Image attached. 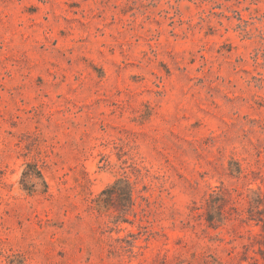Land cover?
<instances>
[{"label": "rangeland", "instance_id": "374dc122", "mask_svg": "<svg viewBox=\"0 0 264 264\" xmlns=\"http://www.w3.org/2000/svg\"><path fill=\"white\" fill-rule=\"evenodd\" d=\"M255 194L264 0H0V264H264Z\"/></svg>", "mask_w": 264, "mask_h": 264}, {"label": "trees", "instance_id": "16d2710c", "mask_svg": "<svg viewBox=\"0 0 264 264\" xmlns=\"http://www.w3.org/2000/svg\"><path fill=\"white\" fill-rule=\"evenodd\" d=\"M110 192L115 193L120 198L121 197L124 198L126 201V205L128 207L133 205L132 188L127 181L123 179H118L108 190H105L103 192V196H107ZM249 220L261 224L262 229L264 231V197L263 196L255 194V196L253 197V200L251 202V207L249 209Z\"/></svg>", "mask_w": 264, "mask_h": 264}]
</instances>
